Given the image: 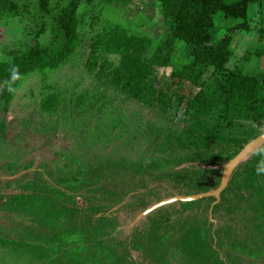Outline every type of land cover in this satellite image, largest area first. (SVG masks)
Masks as SVG:
<instances>
[{
    "label": "rangeland",
    "instance_id": "rangeland-1",
    "mask_svg": "<svg viewBox=\"0 0 264 264\" xmlns=\"http://www.w3.org/2000/svg\"><path fill=\"white\" fill-rule=\"evenodd\" d=\"M12 1L27 5L16 15L1 18L0 64L10 61L11 52L24 51L27 46H48L57 40L54 25L41 13L36 0ZM45 1L48 10L55 14L57 0ZM68 1L62 0V4ZM80 3L77 40L70 55L51 68L22 76L9 90L0 83V198L18 195L26 186L38 190L57 185L79 194L78 201L83 205L84 199L101 184L113 185L115 196L104 204L105 219L98 230L103 237L99 241L124 239L135 228L145 233L144 251H129L125 264H264L257 250L256 224L231 184L244 181L255 166L264 183V160L258 166L252 162L264 145L231 172L220 195L229 200L228 204L216 207L220 199H195L218 190L229 163L264 135V120L220 121L217 112H199L200 106L193 102L167 117L131 103L122 105L120 96L112 103L116 94H104L108 84L99 79V65L93 68V63L106 60L115 64L116 59L99 56L102 47L98 39L118 25L132 36L147 35L152 41L151 49H155L166 29L157 8L147 9L143 2L127 10H111L103 0ZM248 16L253 27L264 28V2L262 6L251 4ZM190 55V48L179 43L170 67L158 73L168 76L173 69L188 63ZM212 84L210 81L211 87L204 88L208 97L214 92ZM199 92L200 88L187 86L191 99ZM192 127L211 133L215 150L233 151L235 144L225 143L228 139L238 138L242 141L239 145L247 143L233 158L223 154L203 163L184 162L176 136ZM248 130L254 132L250 139L243 135ZM110 135H115L111 141ZM175 175H188L190 184L175 188L169 182V177ZM200 186H204L205 193H198ZM177 198L189 201L171 202ZM239 205L245 210L234 211ZM161 214H171L174 231L166 227L153 231L151 220ZM181 227V235L194 231V237L201 242L186 255L171 245L165 246L166 253L161 252L162 244L154 235L175 241ZM12 243L22 250H13L16 245ZM243 247L247 249L243 251ZM61 263L80 261L59 259L54 236L0 207V264Z\"/></svg>",
    "mask_w": 264,
    "mask_h": 264
},
{
    "label": "trees",
    "instance_id": "trees-1",
    "mask_svg": "<svg viewBox=\"0 0 264 264\" xmlns=\"http://www.w3.org/2000/svg\"><path fill=\"white\" fill-rule=\"evenodd\" d=\"M36 1L41 13L54 25L57 40L48 46H27L24 51L11 52L10 61L0 64V83L5 84L7 90L22 76L36 69L51 68L58 64L70 55L76 44L80 0H69L63 4L62 0H57L59 5L55 14L48 10L45 0ZM131 1L133 0H103L106 5L128 4ZM155 1L163 24L169 29L168 36L159 41L155 49H151L152 41L149 38L132 36L127 29L118 25L98 39V45L102 47L99 56L116 59L115 64H109L106 60L103 63L97 60L93 63V68L99 65V79L108 84L104 94H116L112 97V103L117 101L116 96H120L122 105L131 103L167 117L174 110L184 105L191 106L193 102L200 106L199 112H217L220 121L250 118L259 123L264 120V85L261 76L247 75L239 67L229 66L232 58L229 47L233 34L249 30V6L264 0H235L230 3L227 0ZM26 5L24 3L19 6L12 0H0V22L5 15H16ZM221 20L236 21L238 24L229 28L221 27ZM179 43L190 48L189 62L173 69L168 76L158 73V70L170 67ZM250 56H245L244 59H249ZM210 81H213L214 92L208 97L204 88L211 87ZM187 86L200 88V92L191 99L187 94ZM1 128L4 126L1 125ZM253 134L252 130L243 133L247 139L253 137ZM170 136L173 138L174 135ZM211 136V133L199 127L184 129L177 135L176 141L182 145V161L203 163L222 157L223 154L233 158L247 143L239 145L242 141L238 138L228 139L225 143L235 144L233 151L227 152L223 148L215 150L216 143ZM114 138L115 135H110V141ZM263 160L264 147L256 153L252 162L258 166ZM257 168L255 166L248 171L244 181L231 184L235 185L233 188L240 197L241 205H246L247 209L246 211L239 205L235 206L234 211L245 210L256 224L257 250L264 258V183L258 177ZM188 180V175L169 177V182L175 188L187 187L190 184ZM127 183L130 184L129 181ZM114 188L113 185L101 184L81 205L78 201L81 197L79 194L57 185L53 189L44 187L38 190L26 186L21 188L18 195L1 197L0 207L54 236L59 259H77L80 264H125L131 254L129 251H144L145 233L140 228H135L124 239L117 237L99 241L103 237L98 230L105 219L104 204L114 198ZM198 193H205L204 186L199 187ZM228 203L227 198L221 197L220 205L216 207ZM172 224L171 214L154 216L151 220L153 231L156 232L164 227L174 231ZM182 229H177L178 237H175V241L167 236L154 235L162 244L161 252L166 253L165 246L171 245L186 255L189 249L201 242V239L194 237V231L181 235ZM63 249L67 250L63 252ZM246 249L243 247V251ZM13 250L21 251L22 248L16 245ZM157 255L163 257L162 253Z\"/></svg>",
    "mask_w": 264,
    "mask_h": 264
},
{
    "label": "crops",
    "instance_id": "crops-1",
    "mask_svg": "<svg viewBox=\"0 0 264 264\" xmlns=\"http://www.w3.org/2000/svg\"><path fill=\"white\" fill-rule=\"evenodd\" d=\"M143 2L148 8L155 7L157 8V14L160 18L161 23L163 24L162 18L159 14V8L155 0H133L128 4H111L106 5L107 8L111 10H127L128 7H131L134 4H140ZM264 1L259 2L262 6ZM230 3V2H229ZM249 10V9H248ZM139 12L137 15L138 16ZM247 22L249 24L248 31H236L232 36V41L230 44V51L232 52V63L231 67H239L247 75H259L262 78L264 85V28L253 27V21H251L248 16L247 11ZM238 24L236 21H219L221 27H234ZM165 29V36L161 39H165L169 34V29L162 25ZM140 37V36H139ZM149 38L147 35L145 36ZM151 40V38H149ZM251 55L249 59H244L245 56Z\"/></svg>",
    "mask_w": 264,
    "mask_h": 264
},
{
    "label": "water",
    "instance_id": "water-1",
    "mask_svg": "<svg viewBox=\"0 0 264 264\" xmlns=\"http://www.w3.org/2000/svg\"><path fill=\"white\" fill-rule=\"evenodd\" d=\"M262 145H264V135L261 136L260 138L256 139L255 141H253L252 143H250L245 149L242 150V152L236 156L228 165L227 169L225 170V173L222 177V181L220 184V187L218 188V190H216L213 193H209V194H203V195H199L197 197H195V199H210L213 198L216 200V202L219 201L220 199V195L221 193L225 190L227 184H228V180L230 177L231 172L238 167L241 163H243L245 161V159L252 154L253 152H255L257 149H259ZM175 201H189V200H182V199H173L171 200V202H175Z\"/></svg>",
    "mask_w": 264,
    "mask_h": 264
}]
</instances>
